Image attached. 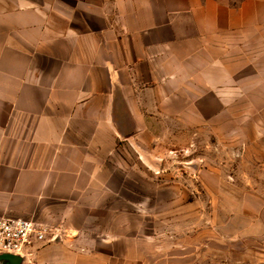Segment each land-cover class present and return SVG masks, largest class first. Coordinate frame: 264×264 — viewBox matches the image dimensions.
Masks as SVG:
<instances>
[{
	"label": "crops",
	"instance_id": "crops-1",
	"mask_svg": "<svg viewBox=\"0 0 264 264\" xmlns=\"http://www.w3.org/2000/svg\"><path fill=\"white\" fill-rule=\"evenodd\" d=\"M252 34L264 0H0V216L67 224L121 138L116 94L184 92ZM56 251L37 260L74 264Z\"/></svg>",
	"mask_w": 264,
	"mask_h": 264
},
{
	"label": "rangeland",
	"instance_id": "rangeland-1",
	"mask_svg": "<svg viewBox=\"0 0 264 264\" xmlns=\"http://www.w3.org/2000/svg\"><path fill=\"white\" fill-rule=\"evenodd\" d=\"M231 43L210 80L130 92L103 190L28 264H264V39Z\"/></svg>",
	"mask_w": 264,
	"mask_h": 264
},
{
	"label": "built area",
	"instance_id": "built-area-1",
	"mask_svg": "<svg viewBox=\"0 0 264 264\" xmlns=\"http://www.w3.org/2000/svg\"><path fill=\"white\" fill-rule=\"evenodd\" d=\"M57 236L46 224L32 219L0 216V256L30 257L33 252L54 242Z\"/></svg>",
	"mask_w": 264,
	"mask_h": 264
},
{
	"label": "water",
	"instance_id": "water-1",
	"mask_svg": "<svg viewBox=\"0 0 264 264\" xmlns=\"http://www.w3.org/2000/svg\"><path fill=\"white\" fill-rule=\"evenodd\" d=\"M130 106V102L126 98L125 94L122 92H118L116 94V102H115V109H114V120H115V127L120 135L122 137V134L119 130V127L117 125V120H118V112L120 111L121 106ZM24 262V257L18 256V255H13V254H5L0 256V264H22Z\"/></svg>",
	"mask_w": 264,
	"mask_h": 264
}]
</instances>
